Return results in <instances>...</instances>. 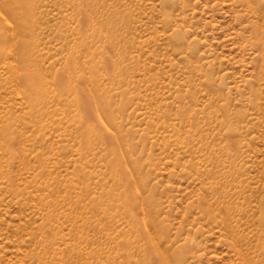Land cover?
<instances>
[{
    "label": "rangeland",
    "instance_id": "rangeland-1",
    "mask_svg": "<svg viewBox=\"0 0 264 264\" xmlns=\"http://www.w3.org/2000/svg\"><path fill=\"white\" fill-rule=\"evenodd\" d=\"M0 264H264V0H0Z\"/></svg>",
    "mask_w": 264,
    "mask_h": 264
}]
</instances>
